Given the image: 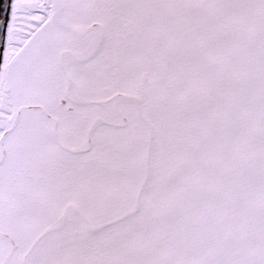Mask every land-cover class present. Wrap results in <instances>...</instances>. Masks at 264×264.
I'll use <instances>...</instances> for the list:
<instances>
[{
    "label": "snow or ice",
    "instance_id": "1",
    "mask_svg": "<svg viewBox=\"0 0 264 264\" xmlns=\"http://www.w3.org/2000/svg\"><path fill=\"white\" fill-rule=\"evenodd\" d=\"M0 264H264V0H2Z\"/></svg>",
    "mask_w": 264,
    "mask_h": 264
},
{
    "label": "water",
    "instance_id": "2",
    "mask_svg": "<svg viewBox=\"0 0 264 264\" xmlns=\"http://www.w3.org/2000/svg\"><path fill=\"white\" fill-rule=\"evenodd\" d=\"M0 2H2V0H0Z\"/></svg>",
    "mask_w": 264,
    "mask_h": 264
}]
</instances>
